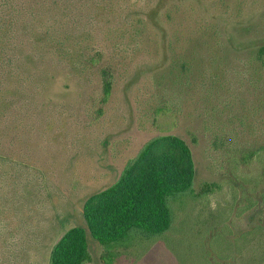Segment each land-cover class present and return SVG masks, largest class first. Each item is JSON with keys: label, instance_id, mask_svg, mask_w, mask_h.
<instances>
[{"label": "rangeland", "instance_id": "obj_1", "mask_svg": "<svg viewBox=\"0 0 264 264\" xmlns=\"http://www.w3.org/2000/svg\"><path fill=\"white\" fill-rule=\"evenodd\" d=\"M69 1L76 11L80 0ZM224 1L101 0L107 7L97 12L88 1L76 20L64 16L70 28L60 54L44 41L18 50L16 65L34 78L23 93L16 77L4 81L1 151L20 164L0 160V264H49L59 236L84 225L86 198L163 133L190 143L203 196L187 200L172 230L118 247L120 264H264V154L242 160L262 143L255 132L264 137V128L251 127L264 117L263 63L251 52L264 42V0ZM175 5L219 24L223 44L182 41L168 22ZM57 9L51 3L39 20L58 26ZM175 36L179 46L169 44ZM91 57L101 60L84 66ZM105 71L113 77L107 100ZM88 241L86 264H103L104 248Z\"/></svg>", "mask_w": 264, "mask_h": 264}, {"label": "trees", "instance_id": "obj_2", "mask_svg": "<svg viewBox=\"0 0 264 264\" xmlns=\"http://www.w3.org/2000/svg\"><path fill=\"white\" fill-rule=\"evenodd\" d=\"M88 1L95 6L94 0H80V4L76 5V11H72L68 5L73 1L69 0H0V127L3 112L7 108V100L2 95L6 90L5 79L16 77L15 90L23 93L29 90L27 82L34 78V74L30 71L27 73L28 70L20 63V60L19 66L16 65V58H19L18 50L25 46L34 49L44 41L50 43L53 52L55 49V53L60 54L64 50L70 28L64 16L66 18L71 11L74 13L73 21L76 20L82 14L80 8L87 5ZM100 1L96 2L97 7L95 6L96 9L92 10L93 12L107 7V5L101 6ZM51 3L58 7L56 14L61 19L59 25L55 27L39 20L41 12L50 7ZM221 4L227 6L224 0H221ZM175 7L178 12L176 10L169 14L168 22L171 26L170 30L174 34L178 32L179 36H182V41L197 39L211 47H220L223 44L219 24L192 18L184 13L186 9L177 8V5ZM151 10L157 13L159 8L155 7ZM37 23H39V31L36 33ZM146 25L150 34L157 36V31L150 27L148 22ZM179 36H175L173 42L169 40V44L179 46ZM251 52L263 63L262 73L264 74V42L257 50ZM180 56L181 53L177 58ZM100 60L91 57L86 60V64L81 62L84 66L95 65ZM60 61L61 58H58L56 63ZM49 64H51L50 61ZM108 73L105 71L104 100L109 98L112 90L113 77ZM259 106L263 107L262 104ZM12 122L13 120L10 123ZM251 127L264 128V117L262 122H259L258 118L256 121L251 120ZM262 137V134L255 132V140L262 143L255 152L244 149L243 161L249 160L256 152L258 155L264 154L261 152L264 151V137L261 141ZM1 150L0 141V160L5 161L6 164L9 163L10 166L20 164L12 153H3ZM23 165L28 169L32 168L29 163L23 162ZM3 172L0 175H3ZM12 172L13 182L19 185L17 170ZM195 177L196 165L193 150L183 136L177 133H163L152 137L143 144L134 157L128 159L114 182L86 198L82 211L84 225L71 226L59 236L51 246L49 264L89 262L92 259L89 235L98 240L104 248V253L101 255L103 264H120L125 251H118V247H128L134 237L150 238L169 231L177 222L187 200L194 201L203 196L195 191ZM39 187L43 188V185ZM108 258H112L113 261L110 260L108 263L106 260ZM114 261L116 263H113Z\"/></svg>", "mask_w": 264, "mask_h": 264}]
</instances>
